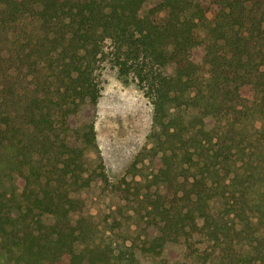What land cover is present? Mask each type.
Listing matches in <instances>:
<instances>
[{"label": "trees", "instance_id": "16d2710c", "mask_svg": "<svg viewBox=\"0 0 264 264\" xmlns=\"http://www.w3.org/2000/svg\"><path fill=\"white\" fill-rule=\"evenodd\" d=\"M107 68L152 106L116 181ZM0 264H264V0H0Z\"/></svg>", "mask_w": 264, "mask_h": 264}, {"label": "rangeland", "instance_id": "374dc122", "mask_svg": "<svg viewBox=\"0 0 264 264\" xmlns=\"http://www.w3.org/2000/svg\"><path fill=\"white\" fill-rule=\"evenodd\" d=\"M152 127V106L133 81L107 68L97 104L95 129L106 173L118 180L136 155L148 146Z\"/></svg>", "mask_w": 264, "mask_h": 264}]
</instances>
